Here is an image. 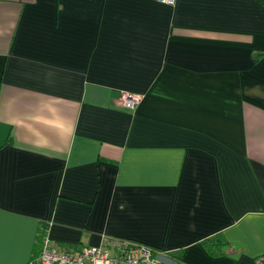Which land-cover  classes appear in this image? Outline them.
I'll return each mask as SVG.
<instances>
[{"label":"crops","instance_id":"crops-1","mask_svg":"<svg viewBox=\"0 0 264 264\" xmlns=\"http://www.w3.org/2000/svg\"><path fill=\"white\" fill-rule=\"evenodd\" d=\"M41 229L262 264L264 0H0V264Z\"/></svg>","mask_w":264,"mask_h":264},{"label":"built area","instance_id":"built-area-1","mask_svg":"<svg viewBox=\"0 0 264 264\" xmlns=\"http://www.w3.org/2000/svg\"><path fill=\"white\" fill-rule=\"evenodd\" d=\"M173 4L174 0H160ZM142 96L127 91L120 92L119 101L127 108H134ZM29 264H183L164 251L153 252L138 243H127L103 236L98 245H82L78 248L56 246L44 232L40 249Z\"/></svg>","mask_w":264,"mask_h":264},{"label":"trees","instance_id":"trees-1","mask_svg":"<svg viewBox=\"0 0 264 264\" xmlns=\"http://www.w3.org/2000/svg\"><path fill=\"white\" fill-rule=\"evenodd\" d=\"M43 233L44 232L41 229L39 234H38V236H37V242L35 244L33 258L35 256H37V254L39 252L40 241H41V238L43 236ZM109 238H114V239H117V240L125 241L127 243H138V244H141V245H145V246L149 247L151 250H153V252L162 251L159 248H155L153 246L147 245V244L142 243V242H136V241H133V240H128V239H124V238H120V237H109ZM96 245H98V244H96ZM201 245L203 246L205 251L211 256H217V255H221V254L224 253L223 252V246L225 245L224 242H222L221 240L217 239L215 236H210V237L204 238L201 241ZM63 247H65V246H63ZM66 248H73V247H66ZM172 258L176 259L178 262H182L183 264H185L183 261H181V259L179 257H176V256L172 255Z\"/></svg>","mask_w":264,"mask_h":264},{"label":"rangeland","instance_id":"rangeland-1","mask_svg":"<svg viewBox=\"0 0 264 264\" xmlns=\"http://www.w3.org/2000/svg\"><path fill=\"white\" fill-rule=\"evenodd\" d=\"M53 243V242H52ZM53 244H55V243H53ZM56 245V244H55ZM56 246H58V245H56ZM185 263V262H184ZM186 264V263H185Z\"/></svg>","mask_w":264,"mask_h":264},{"label":"water","instance_id":"water-1","mask_svg":"<svg viewBox=\"0 0 264 264\" xmlns=\"http://www.w3.org/2000/svg\"><path fill=\"white\" fill-rule=\"evenodd\" d=\"M262 264H264V260H262Z\"/></svg>","mask_w":264,"mask_h":264}]
</instances>
